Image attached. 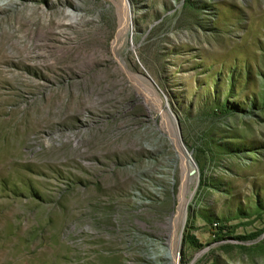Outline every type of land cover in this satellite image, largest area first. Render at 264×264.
Here are the masks:
<instances>
[{
  "label": "rangeland",
  "instance_id": "rangeland-1",
  "mask_svg": "<svg viewBox=\"0 0 264 264\" xmlns=\"http://www.w3.org/2000/svg\"><path fill=\"white\" fill-rule=\"evenodd\" d=\"M127 3L0 0V264H264V0Z\"/></svg>",
  "mask_w": 264,
  "mask_h": 264
},
{
  "label": "bare ground",
  "instance_id": "bare-ground-1",
  "mask_svg": "<svg viewBox=\"0 0 264 264\" xmlns=\"http://www.w3.org/2000/svg\"><path fill=\"white\" fill-rule=\"evenodd\" d=\"M115 2H116V0H115ZM120 3V2H119ZM122 5V4H121ZM117 7H119V6H117ZM121 9V8H120ZM130 9L131 8H129L128 7V3H127V0H123V11L121 10V12H120V14H119V16H117V18H118V27H117V34H116V37H115V39H118V37H120L127 29H129V27H130V22H131V13H130ZM75 14V13H74ZM73 13H72V11H69L68 12V15L72 18V19H74L75 18V15H74ZM130 21V22H129ZM133 22V21H132ZM133 26V25H132ZM131 35V34H130ZM134 37V36H133ZM114 39V40H115ZM127 42H129V41H127ZM115 43V42H114ZM132 47V46H131ZM113 48V47H112ZM120 65V67L122 68V70H123V72L126 74V75H128V78H130L131 76H130V74H129V72H127L126 70H125V65L124 64H122V63H120L119 64ZM136 75V74H135ZM134 75V76H135ZM127 77V76H126ZM137 85H139V84H137ZM139 86H141V85H139ZM139 88V87H138ZM142 90H143V88H142ZM149 90V89H148ZM138 91H139V89H138ZM141 92V91H140ZM143 92H146V91H143ZM141 94V93H140ZM154 94V93H153ZM152 94V95H153ZM149 97V96H148ZM150 98V97H149ZM146 99V98H145ZM144 99V100H145ZM152 99H153V97H152ZM137 100V99H136ZM140 99H138V101H139ZM141 103V102H140ZM146 103V102H145ZM153 104V103H152ZM164 105V104H163ZM153 109V108H152ZM164 110H166L165 112H161L159 115H160V117H161V119L163 120V125L161 126L160 125V129H162L163 131H164V133L167 135V137L169 138V140H170V142H171V145L173 146V148L177 151V154L179 155V157H180V160H181V163H180V165H179V168H180V171H181V173L183 174V176H182V179H181V188H180V196H179V201H180V204L182 205V207L184 206V199H185V192H186V176H185V174H186V170L188 169V167L190 166V163H188L187 161H186V159L183 157V154H182V151H181V142H180V140H179V134H178V132H177V129H176V126H175V121L170 117V115H169V109H168V106H165V109ZM159 111H161V110H159ZM163 111V110H162ZM154 117H156V116H154ZM151 118V117H150ZM155 119V118H154ZM165 135V136H166ZM72 136V135H71ZM76 141V140H75ZM169 143V142H168ZM171 148V147H170ZM185 156H187V155H185ZM190 161V160H189ZM172 217V216H171ZM180 219V215H178V214H176V215H174L172 218H169V219H167L168 220V225L169 224H171V223H173V221L175 220V221H177V220H179ZM166 225V224H165ZM171 226V225H170ZM164 228V232H165V234H172V233H170V231H169V229L167 228V227H163ZM170 228V227H169ZM176 228V227H175ZM159 234V233H158ZM165 237V236H164ZM177 239V241H176V244L178 245V242H179V239H180V237H178V238H176ZM175 239V240H176ZM175 246V247H168V253H166L165 255H163V257L165 258V259H169V261H168V264H178V262H177V257H176V251H177V249H178V246ZM167 250V249H166ZM164 254V253H163Z\"/></svg>",
  "mask_w": 264,
  "mask_h": 264
}]
</instances>
